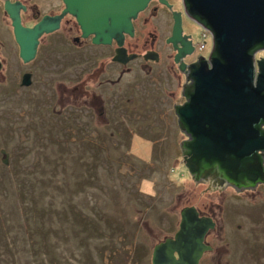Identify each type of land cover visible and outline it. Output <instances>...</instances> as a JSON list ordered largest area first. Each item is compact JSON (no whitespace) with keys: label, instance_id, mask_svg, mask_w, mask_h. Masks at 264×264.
Listing matches in <instances>:
<instances>
[{"label":"rangeland","instance_id":"rangeland-1","mask_svg":"<svg viewBox=\"0 0 264 264\" xmlns=\"http://www.w3.org/2000/svg\"><path fill=\"white\" fill-rule=\"evenodd\" d=\"M30 2L38 14L59 9L58 1ZM155 24L138 21L136 37L146 39ZM190 27L197 43L202 30ZM58 33L69 34L65 25ZM204 42L196 53L206 58L210 37ZM16 51L0 32V57L11 73L0 83V151L7 155L6 165L0 162V208L11 236L0 255L13 264H149L152 246L176 229L178 211L196 204L198 187L187 179L178 149L185 136L172 110L184 102V80L158 63L148 72L136 65L113 85L86 86L81 96L80 77L62 96L17 86L4 93L18 71L35 72L38 62L22 65ZM13 178L24 190L20 202L10 191ZM218 225L207 244L223 248V260L264 264L263 225L236 222L231 227L241 231L230 240Z\"/></svg>","mask_w":264,"mask_h":264},{"label":"water","instance_id":"water-1","mask_svg":"<svg viewBox=\"0 0 264 264\" xmlns=\"http://www.w3.org/2000/svg\"><path fill=\"white\" fill-rule=\"evenodd\" d=\"M60 1L58 15L42 16L30 28L20 25L18 4L4 3L22 62L33 58L37 38L54 31L64 14L74 18L81 37L92 35V43L113 38L119 44L123 34H132L131 20L149 0ZM181 1L186 16L210 37L207 57L198 56L186 67L190 83L182 85L185 100L173 108L177 128L187 137L179 143L181 163L194 181H209L206 190L221 189L224 183L235 189L252 187L264 181V133L258 131V123L264 122V60L253 61L254 53L264 49V0ZM178 31L175 17L172 36ZM0 155L6 165L7 155ZM188 225L180 219L173 240L152 248L151 264H196L206 249L200 243L205 227L192 234L186 233ZM181 246L186 250L174 259L171 252Z\"/></svg>","mask_w":264,"mask_h":264},{"label":"flooded vegetation","instance_id":"flooded-vegetation-1","mask_svg":"<svg viewBox=\"0 0 264 264\" xmlns=\"http://www.w3.org/2000/svg\"><path fill=\"white\" fill-rule=\"evenodd\" d=\"M29 1L31 0H0V32L4 33V36L8 39L11 37L14 45L10 21L4 10L5 2L8 4L16 3L20 6L18 16L20 25L23 28H30L42 16H56L63 8L60 0H52L53 2L58 1L59 9L52 13L38 14L35 9V3H29ZM25 12H33L31 15L32 21L21 23L22 14ZM144 15H147V17H144ZM175 17L178 20L179 31L176 36H172ZM151 19L156 21L155 28L159 29V32L157 33L156 29L153 28L152 32L156 31V33L148 32L146 39L136 37V23L140 21L143 25H146L147 21ZM189 23L204 30L194 20L186 16L181 0H149L143 10L138 12L135 18L131 20V35L123 34L119 44L113 38L108 43L101 44L92 43V35L81 37L74 18L69 14H64L59 19L58 26L54 31L41 34L37 38L34 56L30 61L22 62L18 58L16 51V56L22 65H28L35 59L38 62L35 64V72L30 71V68L18 71L15 79H12L13 84L3 88L4 93H9L12 89L15 90L17 86L18 90L29 91L34 87L37 88L36 91L38 92L44 90L49 93H56L57 96L58 94L62 96L74 92V82L77 77H80L81 84H79V88L82 92H80L81 96L84 92H89L87 90L89 87L86 86L99 89L109 84L113 85L117 77L120 78L124 72L134 71V66L136 65H138L139 69L145 68L144 70L148 72L158 63L163 64L164 73L182 78L184 80L182 85H188L190 82L186 77V67L195 63L196 57L199 56L195 51L196 42ZM62 25L66 26V31L69 33L67 39L61 38L60 33H58ZM15 47L17 50L16 45ZM177 54L178 56L174 60ZM258 59L264 60V49L254 53V63ZM179 65L181 68H179ZM75 68L78 71L74 76L73 71ZM253 72L254 74L257 72L255 64L253 65ZM10 75L9 64L0 57V83L2 81L8 82ZM34 84H36V87ZM129 96L130 100H132L131 95ZM181 96L183 97L182 94ZM258 131L264 133V122L260 121L258 123ZM182 134L185 136L184 140H186V135L183 132ZM66 141L68 142L69 140ZM259 153H261L260 150L255 151V154ZM260 168L264 171V162H260ZM185 171L187 173L186 169ZM187 179L198 187L196 204L195 206L182 207L178 211L176 229L170 237L163 238L162 241L156 244L166 239L173 240L179 221L183 219L189 222L186 233L197 234L200 230V225L201 228L205 227L200 243L206 249L201 252L196 264H230L226 262L228 260H223V256L220 254V252H223L225 255L223 248L220 251L217 248H211L209 244H211L213 238L210 236L215 237L218 235L219 223L225 225L223 237L225 236L229 240L235 236L234 231H241L237 225L233 226V228L231 227L236 222H252L255 223V226L258 224L264 227V181L254 182L252 187H242L240 189H235L232 185L224 183L221 189L206 190L209 181L205 183L194 181L192 175L188 173ZM263 227L261 228L263 229ZM236 234L239 238L244 235L243 232ZM180 241L183 244L186 240L181 238ZM152 248L149 255V264H151ZM185 250L181 246L178 250H173L171 254L176 259V253L179 252L182 255Z\"/></svg>","mask_w":264,"mask_h":264},{"label":"trees","instance_id":"trees-1","mask_svg":"<svg viewBox=\"0 0 264 264\" xmlns=\"http://www.w3.org/2000/svg\"><path fill=\"white\" fill-rule=\"evenodd\" d=\"M10 182H11L10 191H12V193L14 194L15 201L20 202V196L23 194L24 191L20 179L15 180V178H13L12 180H10ZM15 212L17 214L18 211ZM25 232L26 230H24V233ZM10 241H11V236H9L8 234L6 223L2 214V210L0 208V245L5 246L6 244H9ZM5 252L7 253V251ZM0 264H13L12 258L9 262H7V259L4 256L0 255Z\"/></svg>","mask_w":264,"mask_h":264},{"label":"built area","instance_id":"built-area-1","mask_svg":"<svg viewBox=\"0 0 264 264\" xmlns=\"http://www.w3.org/2000/svg\"><path fill=\"white\" fill-rule=\"evenodd\" d=\"M209 37V33L206 30H202L200 33V40L195 45V51L201 52L205 49V38Z\"/></svg>","mask_w":264,"mask_h":264},{"label":"bare ground","instance_id":"bare-ground-1","mask_svg":"<svg viewBox=\"0 0 264 264\" xmlns=\"http://www.w3.org/2000/svg\"><path fill=\"white\" fill-rule=\"evenodd\" d=\"M205 30V29H204Z\"/></svg>","mask_w":264,"mask_h":264}]
</instances>
